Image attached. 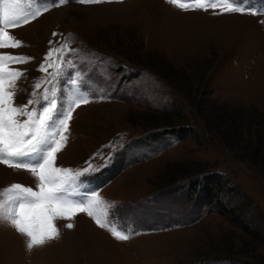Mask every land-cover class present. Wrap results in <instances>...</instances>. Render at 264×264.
Segmentation results:
<instances>
[{"label": "rangeland", "instance_id": "obj_1", "mask_svg": "<svg viewBox=\"0 0 264 264\" xmlns=\"http://www.w3.org/2000/svg\"><path fill=\"white\" fill-rule=\"evenodd\" d=\"M212 13L166 0H68L10 30L23 46L0 52L33 58L13 65L26 72L17 105L42 76L49 40L71 36L69 58L94 98L74 111L57 166L108 156L105 146L119 137L111 162L85 180L115 203L111 218L138 234L118 242L81 213L57 220L60 238L28 252L0 222V264H264V15ZM197 171L222 174L236 214L188 197L181 179ZM12 183L35 188L27 171L0 165V189Z\"/></svg>", "mask_w": 264, "mask_h": 264}, {"label": "snow or ice", "instance_id": "obj_2", "mask_svg": "<svg viewBox=\"0 0 264 264\" xmlns=\"http://www.w3.org/2000/svg\"><path fill=\"white\" fill-rule=\"evenodd\" d=\"M82 5L122 2V0H75ZM182 11L213 10V15H264V6L254 8L244 0H166ZM68 0H0V49H17L22 41L10 30L35 21L53 7H61ZM260 23L264 24V20ZM53 37L58 34L53 32ZM71 36L52 46L43 57L37 71L32 92L26 104L15 103L18 82L26 72L13 65L27 64L33 58L0 52V165L13 170H25L35 181V188L12 183L0 189V222L6 223L25 239L28 252L44 247L60 238L57 220L72 221L78 214H86L95 224L107 230L118 242H126L133 235L129 228L111 218L115 203H106L96 189L87 187L85 177L106 167L117 151L119 137L94 153L82 168L57 166V155L66 147L70 122L74 111L94 98L88 77L77 71L70 59L75 50L70 47ZM67 77V78H65ZM103 100L106 97L99 96ZM100 158L102 164L93 163ZM65 227L74 228L68 222Z\"/></svg>", "mask_w": 264, "mask_h": 264}, {"label": "trees", "instance_id": "obj_3", "mask_svg": "<svg viewBox=\"0 0 264 264\" xmlns=\"http://www.w3.org/2000/svg\"><path fill=\"white\" fill-rule=\"evenodd\" d=\"M174 128L183 130L186 132V134L189 132V128L185 126H175ZM202 171L187 174L184 179L180 178L182 182L188 180V197L193 200L196 198H201L204 205L215 206L217 212L220 214H225L228 212L236 214V207L233 205L229 207V205L224 200L225 195L223 194H228L231 192L232 187L230 188L228 185H225L226 182L224 183L222 174L218 172L202 174ZM176 178L177 176L172 178V182H175ZM237 218L238 217H236V219ZM244 229H246V226H244Z\"/></svg>", "mask_w": 264, "mask_h": 264}]
</instances>
